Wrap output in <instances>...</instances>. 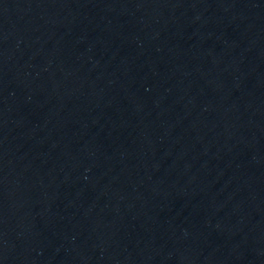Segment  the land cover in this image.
Here are the masks:
<instances>
[{
	"label": "water",
	"instance_id": "water-1",
	"mask_svg": "<svg viewBox=\"0 0 264 264\" xmlns=\"http://www.w3.org/2000/svg\"><path fill=\"white\" fill-rule=\"evenodd\" d=\"M0 71L176 264H264V0H0Z\"/></svg>",
	"mask_w": 264,
	"mask_h": 264
}]
</instances>
